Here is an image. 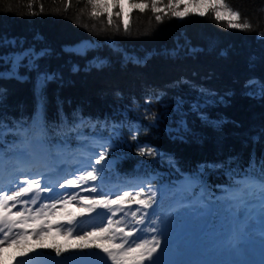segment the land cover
Wrapping results in <instances>:
<instances>
[{"label": "trees", "instance_id": "16d2710c", "mask_svg": "<svg viewBox=\"0 0 264 264\" xmlns=\"http://www.w3.org/2000/svg\"><path fill=\"white\" fill-rule=\"evenodd\" d=\"M147 3L143 13L127 11L126 32L115 16L119 8L111 10L109 25L107 14L91 15L88 0H0L1 151L21 145L24 129L31 136L39 121L48 147L65 142L77 149L94 134L106 140L113 182L138 186L152 177L174 186L192 176L223 192L245 171L260 177L264 0H225L240 13L238 22L251 25L248 30L217 21L210 10L176 18L168 0L157 2L167 15ZM21 50L40 55L34 66L25 61L11 74L8 57ZM45 74L51 79L40 87ZM142 147L156 154L140 155ZM156 201L166 206L171 197ZM219 204L213 224L225 215Z\"/></svg>", "mask_w": 264, "mask_h": 264}, {"label": "snow or ice", "instance_id": "6c2138e0", "mask_svg": "<svg viewBox=\"0 0 264 264\" xmlns=\"http://www.w3.org/2000/svg\"><path fill=\"white\" fill-rule=\"evenodd\" d=\"M88 2L93 9L91 15L93 17H100L107 14L109 25L113 22L111 9L119 8L120 10L115 13V16L121 18V23L126 32L130 26L128 12L137 9L143 13L149 8L147 0L128 4V12H125L127 0H88ZM157 2L158 0H151V11L154 13L165 11L157 7ZM180 4L181 0H168V7L172 9V17L184 18L190 14L204 16L210 10L214 13L217 21L227 20L229 27L242 30L251 28V25L247 22H238L240 20V13L232 10L225 3V0H198L197 7L190 9L186 4L183 11L176 10L180 7ZM40 10L43 11L42 6ZM30 14L34 15L35 12ZM165 15H167L166 11ZM155 19L157 22H161L162 16L157 14L155 15ZM234 20L237 22H234ZM39 55V53L31 50H21L13 56L8 57L12 65L10 69L11 74H17L16 70L24 66L25 61H27L28 66H34ZM0 75H3V73H0ZM49 79L51 77L45 74L42 78L38 79V86L43 87L44 83ZM153 119H159V117L154 115ZM201 119L206 118L201 116ZM36 125V130L32 132L31 136H28V130H25L23 133L24 139L21 141L20 148L22 162H29L47 151L44 145L46 133L43 126L39 124V121H36ZM5 127L3 121H0V129H4ZM115 131V126H113V135ZM5 135V131H0V137ZM109 139L111 138L109 137ZM132 139L135 140L136 136L133 135ZM93 144L98 145L102 149L96 153V159L94 161L89 159L86 167H78L70 177H64L62 183H46L44 173L25 174L23 169H21L18 184L22 183L26 186L12 185L11 182H9L7 189L0 186V259L3 258L2 254L4 252L15 245L20 250L11 253L7 264H12L13 261L16 264H20L21 260L29 258L38 249L51 250L55 257H62L70 251H83L93 248L101 250L106 254L111 264H145V262L147 264H160L157 256L154 255L161 249L160 236L162 232L159 227L154 226L149 229L150 232L155 233L151 236L150 240L137 237L139 242L135 243L133 242V237L138 232L143 231V229L135 226H119L124 224L123 217L119 220L113 219L118 212L125 208H131L135 204L137 206L136 211H132L130 215L133 218H137V224L143 225L146 218L152 214L147 210L153 208L157 193H145L143 187L134 195L129 191H123L121 194L101 192L96 186V182L102 179V172L109 147L97 140H94ZM138 152L140 155L145 156L156 154L155 149L144 147L139 148ZM260 163L262 169L260 177L252 178L245 171V178L236 182L238 186L237 194L232 199L241 202L248 197L256 199L260 205L261 218L264 220V160ZM254 164L255 162L253 161L252 166ZM89 168L91 170H87ZM77 172L79 174H76ZM29 175H35L38 178L32 179L29 178ZM89 182H92L91 188L85 189L81 187ZM11 187H17V190L11 191ZM56 189H80L81 191L91 193V195H80L78 192L59 194L56 192ZM9 192L10 194H8ZM45 192L52 195L41 197V193ZM28 194L34 195L31 196L30 200L22 199V197ZM54 195H61V198L55 199ZM142 196L144 198H141ZM41 198L45 202L35 207L34 211L32 208L27 207L29 204L36 205ZM73 201L79 202L82 206L76 208L74 211L69 210L68 205ZM18 204L23 206V210L13 212V209ZM97 209H115V211L111 212L110 215L104 214L106 222L102 223V226L94 225L91 231H84L82 235H75L74 241L68 243L67 238L73 237L77 231L75 225L78 219L85 216L90 217ZM142 210H144L143 213L138 217V213H141ZM54 217L56 219H53ZM151 223L156 224V221H152ZM60 234H63L65 237L64 243H59L54 239L51 243L44 242L47 237ZM262 234H264V227H262ZM33 236L36 237L35 244L24 247ZM117 240L120 242L117 243ZM70 259L71 257L60 259L55 264H68Z\"/></svg>", "mask_w": 264, "mask_h": 264}, {"label": "rangeland", "instance_id": "374dc122", "mask_svg": "<svg viewBox=\"0 0 264 264\" xmlns=\"http://www.w3.org/2000/svg\"><path fill=\"white\" fill-rule=\"evenodd\" d=\"M130 1L131 0H127L125 4V12L128 11L127 6L130 4ZM186 4L190 9L195 8L197 7L198 0H181L178 10L183 11ZM114 9L116 8L111 10ZM84 46L85 43H82L75 48L81 49ZM252 90L256 94L260 93V88L257 85H253ZM25 130L27 129H24V131ZM88 139L89 143L87 145L79 146L77 149L65 142L58 143L54 147H48L44 142V145L47 149L44 154L47 155L48 161L46 160V163L39 161L37 168L34 170L29 167V162H26L27 169L23 168L20 151L21 145L19 144L15 147L13 146L8 148V152L0 150V161L2 158H11L13 160V165L16 168L14 170V174L18 175L15 184H18L21 169H23L25 174L35 172L43 173L44 170L55 171V161L58 160V157L60 156L59 153L64 151L66 148L72 155L70 161L71 167H79L84 162L85 165H83V167H86L87 161L89 159L94 161L96 159V153L102 150L98 145H94L93 141H100L104 143L105 146L107 144L106 140H103V138L99 135L94 134L92 137H88ZM105 163L104 170L102 172V179L96 182V186L101 192L109 194H121L123 191H129L134 195L137 191H140L141 187H143L145 193H150V191H148L144 185V182H142L143 184L140 183L138 186L128 185V183H130L128 180H115L113 182V177H111L113 171L110 172ZM87 170L91 169L89 168ZM29 178L35 179L38 177L35 175H29ZM62 182L63 181L61 177L57 182L53 183ZM186 182L187 178L181 180L175 186L164 182L162 185L154 188L157 195L165 190V192L171 197V201L166 206L160 205V203L156 201L153 208L147 210L152 214L146 218L143 225L137 224V218H133L130 215L132 211H136L137 206L135 204H133L131 208H125L118 212L117 215L113 217V219L119 220L121 217H123L124 224L119 226H135L137 228L143 229V231L138 232L133 237V242L138 243L139 239L137 237L150 240L151 236L155 234L152 232L151 234L149 233V229L151 228L149 224L152 220V217L154 218V216H158L159 219L156 220V224H154L152 227H159L162 232V235L160 236L161 249L169 251L174 262L178 264H264V234H262L264 220H262L260 215V205L258 201L253 198H246L242 202L234 200L232 197L237 194V191H233L232 189H227L222 193L217 192V194L215 193L214 197L217 198L218 201L222 202L221 206H223L225 215L218 214L216 217V222L214 224L211 222L209 223V218L211 217L210 214L220 206V202H215V205L211 207L194 206L191 204L193 200L192 195H190V193L185 189ZM46 183L51 184L50 182ZM85 185H92V182L84 184L81 187ZM0 186H3L5 189H7L9 183H3L0 184ZM147 186L148 188H151L155 185L148 184ZM204 186L206 187V185ZM68 190L69 192L66 194L78 192L80 195H91V193L81 191L80 189ZM60 191H62V189H56L57 193L63 194L60 193ZM32 195L34 194H28L22 197V199L30 200ZM49 195L52 194L46 192L41 193V197H47ZM54 198L60 199L61 195H54ZM141 198L144 197L142 196ZM44 202V199L41 198L38 200L36 205L29 204L27 207L35 210V207H38ZM173 203H176V205ZM81 206L82 205L79 202L73 201L68 205V209L74 211L76 208ZM159 206L162 208L160 209ZM16 211L21 210L16 207L13 209V212ZM113 211H115V209H97L93 214H91L90 217L85 216L79 218L75 225L77 231L74 233L73 237L67 238V242L72 243L75 239V235H82L84 231H91L92 226L94 225L102 226V223L106 222V216L104 214L107 213L110 215ZM143 211L144 210H142L141 213H138V217L143 213ZM53 219L56 218L54 217ZM53 239L59 243L65 242V237L63 234L47 237L44 242L51 243L53 242ZM35 241L36 237H31L24 247L34 245ZM116 242L118 243L120 241L117 240ZM18 250H20V248L14 245L11 249H8V251L4 252L2 254L3 258L0 259V264H7L11 253ZM94 250L98 249L93 248L89 251ZM38 252L54 254L51 250L38 249L36 253L31 255V257L36 255ZM72 254L77 253L70 251L69 253L64 254L62 257Z\"/></svg>", "mask_w": 264, "mask_h": 264}, {"label": "bare ground", "instance_id": "6f19581e", "mask_svg": "<svg viewBox=\"0 0 264 264\" xmlns=\"http://www.w3.org/2000/svg\"><path fill=\"white\" fill-rule=\"evenodd\" d=\"M59 155L60 156L58 157V160L55 161L54 166H56L55 168L62 167V170H61V173H59V174L56 173L55 175H56V178L62 177V181H63L64 177H66V176L70 177V175L73 172H75L78 167H71L70 166V161H71L72 155L70 154V152L67 148L64 149V151H61L59 153ZM46 160H47V155L43 153V154L37 156L36 158H34L33 160L29 161V165H30L29 167L34 170L37 168L39 161L42 163H46ZM83 165H85V162L82 163L79 167H83ZM23 168H26V167H23ZM15 169L16 168L14 167L13 160L11 158H2V160L0 161V184H3V183L7 184V183L11 182L12 185H17V184H15V181L18 178V175L14 174ZM51 173H54V170L53 171L52 170H45L44 176L50 175ZM76 174H78V172ZM18 186H24V184L21 183V184H18ZM91 186L92 185H85L82 188L88 189V188H91ZM15 190H17V187H11V191H15ZM68 192H69L68 189H62V191H60V193H63V194H66ZM8 194H10V192ZM16 207H18L21 211L23 210V207L19 204ZM150 234H151V232H150Z\"/></svg>", "mask_w": 264, "mask_h": 264}, {"label": "water", "instance_id": "95a60500", "mask_svg": "<svg viewBox=\"0 0 264 264\" xmlns=\"http://www.w3.org/2000/svg\"><path fill=\"white\" fill-rule=\"evenodd\" d=\"M157 256L160 264H178L175 263L172 259L170 252L159 249ZM67 257H71L68 261V264H111L110 259L106 257V255L98 250L89 251L87 253L80 254H72L66 257H55L54 254H50L47 252H38L33 257L26 258L20 261V264H55L57 260L65 259ZM12 264H16L15 261ZM147 264V262H145Z\"/></svg>", "mask_w": 264, "mask_h": 264}]
</instances>
